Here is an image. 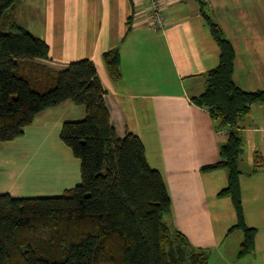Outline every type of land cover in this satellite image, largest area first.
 <instances>
[{
	"label": "crops",
	"instance_id": "1",
	"mask_svg": "<svg viewBox=\"0 0 264 264\" xmlns=\"http://www.w3.org/2000/svg\"><path fill=\"white\" fill-rule=\"evenodd\" d=\"M159 1L161 25H154L149 0H44L40 5L25 0L22 7L17 2L13 17L47 42L48 59L37 62L59 70L82 59L93 61L116 135L137 134L148 164L162 174L171 199L166 223L194 248L211 253L223 234L229 235L236 213L229 197L219 194L227 184L226 170L202 169L220 159L219 147L228 132L216 125L207 109L191 101L203 91L205 74L219 58L202 8L233 44L235 83L253 91L264 88V0ZM113 49L119 55L118 78L111 76L103 57ZM84 116L85 107L72 100L39 112L15 139L28 143L22 150L24 141L13 147L12 163L0 167V175L5 173L0 193L27 197L19 195L21 189L28 192L38 180L36 188L51 191V196L79 184L80 161L61 141L60 132L64 121ZM233 127L244 138L239 182L245 222L256 231L253 249L240 256L243 232H232L241 239L227 248L237 257L227 264H264V103L253 105ZM22 153L27 159L51 153L60 163L47 165L46 176L29 179L24 174L38 166L18 159ZM15 158L23 165L15 167ZM21 167L18 177L13 168Z\"/></svg>",
	"mask_w": 264,
	"mask_h": 264
},
{
	"label": "trees",
	"instance_id": "2",
	"mask_svg": "<svg viewBox=\"0 0 264 264\" xmlns=\"http://www.w3.org/2000/svg\"><path fill=\"white\" fill-rule=\"evenodd\" d=\"M18 1L0 0V142L22 135L43 110L66 100L83 105L84 118L64 121L60 132L80 161L81 180L59 195L0 193V264H207L208 251L194 248L164 221L171 199L162 174L148 164L137 134L116 135L93 61L59 70L37 62L48 59L49 46L15 21ZM202 15L219 58L191 101L228 131L220 159L202 169L227 172L219 194L229 197L236 213L229 232H243L240 256L253 249L256 230L245 222L239 182L244 138L233 126L253 105L264 103V88L245 91L235 83L233 44L204 8ZM103 57L118 78L117 50Z\"/></svg>",
	"mask_w": 264,
	"mask_h": 264
},
{
	"label": "rangeland",
	"instance_id": "3",
	"mask_svg": "<svg viewBox=\"0 0 264 264\" xmlns=\"http://www.w3.org/2000/svg\"><path fill=\"white\" fill-rule=\"evenodd\" d=\"M43 1L44 0H37V3L40 5V3H42ZM18 3L22 7V5L25 3V0H19ZM15 139L17 140L18 137ZM15 139H13L14 141L8 140V141H13L14 143H5L7 141H1L0 142V167H3L4 169H5V167L10 166L9 162L12 163V161H13V158L10 155L11 151L13 150V147H18L19 142L27 140V139H20L19 141H16ZM27 143H28V141H24L22 143L21 147H19V149L22 150L23 146L26 145ZM16 151H17V153L19 152L18 149ZM22 155L23 156L18 157L19 155L17 154V158L20 160H22L23 158L27 159V156L24 157L25 155L23 153H22ZM17 158H15V161H14L15 167H17L18 165H21V163L23 165V162H21V163L18 162L19 160ZM61 158L65 160L64 155H62ZM27 160H29L28 164L34 163L38 166V167L33 166L32 168L29 169V170H38L37 173L31 174L28 170V172H26L24 174L29 179H33V178L34 179H40V178H42V176H46L45 171L47 169L46 168L47 165L50 166V165L60 163L58 160L55 159V155L51 154V153L33 155V156L29 157ZM11 167H13V166H11ZM13 169H14V171H16V174L18 175V177L21 176V174L23 173L22 167L19 168L18 170H15V168H13ZM10 173H11V171H10ZM4 174L5 173L3 172L0 175V177L1 178L4 177ZM0 181L3 182L4 179H0ZM37 182H38V180L35 181V183L33 185L34 187H31L30 190H28V192H25V188H22L21 189L22 193H20L19 195L20 196H27V197H38V196L40 197V196H47V195H50L52 193L51 191H48V190L36 188ZM167 214L164 215L163 219L165 222L168 223V215ZM234 230L230 231V233L228 232L229 235L223 234L220 242L217 245V248H214L211 253H209V251H210L209 249H204L207 251L209 250L208 251L207 264H227L228 261H234L235 259H237L234 252L227 249V248L236 247L238 245V242L241 239V236L237 235V233H235L234 235H231ZM186 264H189V262H186Z\"/></svg>",
	"mask_w": 264,
	"mask_h": 264
},
{
	"label": "built area",
	"instance_id": "4",
	"mask_svg": "<svg viewBox=\"0 0 264 264\" xmlns=\"http://www.w3.org/2000/svg\"><path fill=\"white\" fill-rule=\"evenodd\" d=\"M149 12L153 19L154 25H161L162 24V15H161V8H160V1L159 0H149ZM204 3H207L208 0H202Z\"/></svg>",
	"mask_w": 264,
	"mask_h": 264
}]
</instances>
